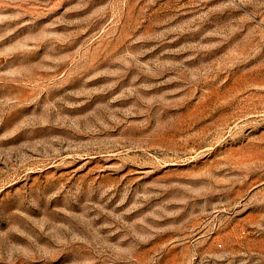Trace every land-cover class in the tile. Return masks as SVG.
Wrapping results in <instances>:
<instances>
[{
  "label": "rangeland",
  "instance_id": "374dc122",
  "mask_svg": "<svg viewBox=\"0 0 264 264\" xmlns=\"http://www.w3.org/2000/svg\"><path fill=\"white\" fill-rule=\"evenodd\" d=\"M0 264H264V0H0Z\"/></svg>",
  "mask_w": 264,
  "mask_h": 264
}]
</instances>
